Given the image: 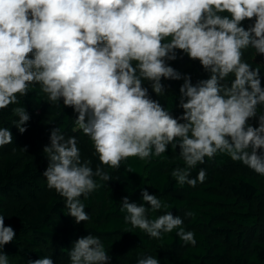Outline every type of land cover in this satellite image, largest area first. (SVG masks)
<instances>
[{"label": "clouds", "instance_id": "obj_1", "mask_svg": "<svg viewBox=\"0 0 264 264\" xmlns=\"http://www.w3.org/2000/svg\"><path fill=\"white\" fill-rule=\"evenodd\" d=\"M249 48L264 57V0H0V116L19 103L17 94L25 97L36 84L50 105L62 100L77 114L75 125L92 141L99 165L82 162L77 137L65 138L57 127L43 148L48 164L42 173L76 224L90 219L81 197L113 179L105 166L118 170L129 158L161 157L169 145L179 147L185 165L171 173L180 186L204 183L205 168L195 178L191 172L217 155L264 177V87L259 68L243 59ZM183 55L199 61L208 78L193 84L190 74L170 66ZM162 79H183L180 115L152 99L144 86L148 82L160 97ZM12 111L19 117L15 127L25 133L29 113L23 106ZM12 142L10 129L0 127V148ZM141 197L139 204L127 196L120 203L131 225L126 231L138 228L162 240L175 230L195 247V233L169 211L172 205L147 189ZM15 237L0 209V264H8L3 249ZM69 260L109 264L111 256L100 237L89 234L74 240ZM137 264L160 261L147 255Z\"/></svg>", "mask_w": 264, "mask_h": 264}, {"label": "trees", "instance_id": "obj_2", "mask_svg": "<svg viewBox=\"0 0 264 264\" xmlns=\"http://www.w3.org/2000/svg\"><path fill=\"white\" fill-rule=\"evenodd\" d=\"M249 23L245 21L244 26ZM243 59L253 69L259 68L264 87V57L249 48L244 50ZM168 63L182 75L190 74L193 84L200 75H210L199 61H192L186 55ZM162 83L165 93L160 97L148 82L144 86L148 87L152 99L159 100L173 115H180L183 110L178 107L179 87L183 79H162ZM18 100V104L10 105L0 116V127L9 128L13 134V142L0 148V209L5 225L16 232L15 245H5L4 250L7 255L27 264L28 260L48 257L45 248L53 242L60 243L62 250L69 253L75 240L71 228L75 218L67 215L64 199L47 188L42 175L48 164L43 148L50 145L51 130L59 127L65 138L77 137L82 162H88L93 169L100 162L94 155L90 138L75 125L77 114L65 107L62 100L50 105L38 84L30 87L25 97L18 95ZM22 106L30 115L24 125L27 131L23 134L15 127L19 117L12 111ZM251 123L255 125L256 121ZM40 125L42 140L37 138ZM25 146L26 152L23 151ZM128 167L131 172L126 170ZM177 167L185 165L179 157V147L174 149L171 145L161 157L129 158L118 170L105 166L113 179L102 182L103 186L86 200L81 197L90 222L82 226L80 232L100 237L111 256L109 264H137V259L147 256L148 251H152L150 255L156 256L160 264H264V224L256 208L264 195L259 178L264 177L226 155H217L213 159L206 158L205 164L191 172L190 178H195L198 170L205 168L204 183L198 182L195 187L180 186L171 176ZM222 185L229 189L231 196L223 193ZM142 189L172 205L169 211L184 220L186 230L195 233V247L184 244L175 230L164 234L162 240L150 238L138 228L126 231L131 225L125 224L120 203L125 196L129 202L142 203ZM11 199L17 200L19 205L11 208ZM162 211L153 215L158 216ZM186 211L194 212L195 217L185 216ZM131 247L146 252H133Z\"/></svg>", "mask_w": 264, "mask_h": 264}, {"label": "rangeland", "instance_id": "obj_3", "mask_svg": "<svg viewBox=\"0 0 264 264\" xmlns=\"http://www.w3.org/2000/svg\"><path fill=\"white\" fill-rule=\"evenodd\" d=\"M206 78H208L206 75H200L195 80V83L198 80H200V79H206ZM17 95H19V94H17ZM47 118H48V115L45 116V119H47ZM41 128H42V126L40 125L38 127V130H37V138L39 140H42V138H44V135H43V132H42V129ZM259 179L261 181V187H262L263 192H264V179H262V178H259ZM220 189L226 195H228V196H231L232 195L231 192L229 191V189L225 185H222L220 187ZM9 205H10L11 208H13L15 206H18L19 203H18L17 200L11 199L9 201ZM256 208H257L258 214L260 215L261 222L264 224V195H263L262 200L256 205ZM89 222H90V219L88 221L81 222L80 224L74 223L73 225H71V228H72L73 232L75 233V240L77 238H79V237L87 236V235L82 234L80 232V228L82 226H84L85 224L89 223ZM263 231H264V229H263ZM8 245H15V242L12 241V243H10ZM131 248H132V251L133 252H138V253H144V252H146V251H144V252L139 251L135 247H131ZM3 251L5 252L4 249H3ZM45 251L47 252L48 257H51L54 260V264H70L69 253L64 252L62 250V248L60 246V243L53 242L51 245H49L48 247L45 248ZM151 253H152V251H148V252L145 253V255H150ZM7 256H8V264H22L21 261L17 257H11L9 255H7Z\"/></svg>", "mask_w": 264, "mask_h": 264}]
</instances>
